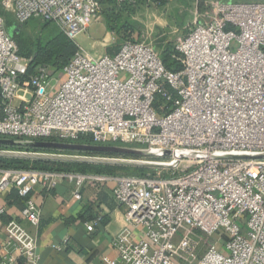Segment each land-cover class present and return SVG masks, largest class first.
<instances>
[{
    "label": "built area",
    "instance_id": "2783aa9c",
    "mask_svg": "<svg viewBox=\"0 0 264 264\" xmlns=\"http://www.w3.org/2000/svg\"><path fill=\"white\" fill-rule=\"evenodd\" d=\"M2 3L17 24L38 19L74 43L101 8L99 0ZM193 4V26L175 44L177 71L152 46L124 40L100 56L75 43L57 77L47 66L25 77L28 60L0 15V137L75 142L85 135L93 144L264 151V0ZM182 162L193 165L168 176L0 167V197L15 188L24 199L21 219L35 227V185L63 179L78 199L85 184L109 181L114 201L125 207L124 226L111 242L121 264H264V159ZM135 227L143 229L137 240ZM4 233L0 264H39L36 239L22 222L8 221Z\"/></svg>",
    "mask_w": 264,
    "mask_h": 264
},
{
    "label": "crops",
    "instance_id": "0c3cea01",
    "mask_svg": "<svg viewBox=\"0 0 264 264\" xmlns=\"http://www.w3.org/2000/svg\"><path fill=\"white\" fill-rule=\"evenodd\" d=\"M99 1L102 11V8L104 10L108 6L107 0ZM101 18V14H97L94 20L106 32L105 22ZM106 33L102 43H93L94 46L100 44L101 47V51L98 50L94 56L102 55L103 50L109 46L110 35ZM113 186L109 181H92L80 189V198L77 199L71 194V184L63 179L53 181L47 188L35 185L29 193L38 210L39 222L35 227L21 219L22 201L17 197L15 188L8 189L0 197L5 207L0 214V246L6 240L4 225L14 219L22 222L35 237L39 264H121L118 252L111 242L124 226L125 207L114 201ZM95 219L101 220L94 225L92 231L86 230L85 224L96 221ZM142 230L141 227L132 229L134 240L141 237ZM210 241L213 239L210 238ZM52 245L59 246L60 249H55ZM218 246L223 251L222 245ZM1 252L0 250V256Z\"/></svg>",
    "mask_w": 264,
    "mask_h": 264
},
{
    "label": "rangeland",
    "instance_id": "374dc122",
    "mask_svg": "<svg viewBox=\"0 0 264 264\" xmlns=\"http://www.w3.org/2000/svg\"><path fill=\"white\" fill-rule=\"evenodd\" d=\"M224 1L232 2L242 0ZM2 4V0H0V15L4 19L8 33L12 31V36L23 58L29 59L40 45L45 44L59 33V29L56 26L50 23L42 24L37 22L39 21L38 19H31L36 21L32 22L29 20L30 22L28 21L27 23L14 25V27H12V23L16 22L10 10L5 8ZM116 5L114 1L113 6H109L111 11L108 12V15H105L104 12L108 10V8H104V10L102 8V11L98 13L101 14V19L105 22L106 32L109 33L110 37L113 36V39L109 40L108 47L114 49L124 40H136L152 46L161 58L164 52H170L171 55L177 58L179 57V54L175 51V44L179 38H183L193 26V0H164L163 4L159 6L154 3V0H138L137 4L133 7L126 8L127 11L122 12H119L121 10H119ZM109 24L112 25V29L107 27ZM106 32L97 20H93L85 32L76 36L75 43L89 53L94 54L98 52V50L101 51V47L99 46L100 44L94 46L93 43L95 41L102 43L104 37H106ZM107 53L106 49L103 50V54ZM48 74L49 77H57L60 72L59 70H54L52 66H49ZM191 165H193V163L182 162L180 166L173 169L143 167V171L137 170L134 166L112 165L114 166L112 167L109 165L111 168L108 169L113 173L112 175L168 176L171 173H177L183 169L189 168ZM25 167L33 170H41L35 168L31 164ZM68 169L71 168L68 167Z\"/></svg>",
    "mask_w": 264,
    "mask_h": 264
},
{
    "label": "water",
    "instance_id": "95a60500",
    "mask_svg": "<svg viewBox=\"0 0 264 264\" xmlns=\"http://www.w3.org/2000/svg\"><path fill=\"white\" fill-rule=\"evenodd\" d=\"M10 34L12 35V31ZM0 146V157L160 169L176 168L180 159H264V151L170 150L7 137H0ZM164 157H171L172 159L169 161L156 159Z\"/></svg>",
    "mask_w": 264,
    "mask_h": 264
},
{
    "label": "trees",
    "instance_id": "16d2710c",
    "mask_svg": "<svg viewBox=\"0 0 264 264\" xmlns=\"http://www.w3.org/2000/svg\"><path fill=\"white\" fill-rule=\"evenodd\" d=\"M114 1L116 2V6L119 8V12L127 11L126 8L133 7L135 4L138 3V0H135L134 3L129 2V0H123L118 2L117 0H107L106 4L108 5L105 10V15H108L109 6H113ZM100 2V1H99ZM164 0H154V3H159V5L163 4ZM112 3V4H111ZM101 4V3H100ZM105 8V9H106ZM116 8V7H115ZM115 11V10H114ZM28 22V21H27ZM26 22V23H27ZM42 24H47L46 22L37 21ZM14 25H20L17 23H12V27ZM110 29H112V25H107ZM15 29V28H13ZM120 33V32H119ZM13 38V36H12ZM14 39V38H13ZM15 41V40H14ZM17 44V43H16ZM18 47V45H17ZM119 49L117 46L114 49L111 47H107L106 51L107 54H114ZM19 51V48H18ZM76 51L75 43L70 40L64 33L59 31L55 36H53L48 42L43 45H40L35 53H33L28 60L27 65V74L25 77H28L30 74H33L35 68L37 66H52L54 70H61V68L66 65L70 59L73 57ZM20 54V51H19ZM21 55V54H20ZM161 58V57H160ZM163 65L171 70L177 71L180 69L181 64L178 60L173 58L170 52H164V55L161 58ZM160 102V101H159ZM49 140L53 141H61L58 137H50ZM75 142L79 143H91V139L89 136H80ZM1 147V146H0ZM15 148V147H9ZM31 164L35 168L46 170V171H70L77 172V173H84V174H92V173H101L104 175H112L113 173L110 172V166L112 165H102V164H89V163H75V162H59V161H44V160H30V159H20V158H9V157H0V167L3 168H12V169H27L26 165ZM66 164V165H64ZM117 166V165H116ZM24 167V168H23ZM71 168V169H68ZM114 167V166H112ZM109 168V169H108ZM137 170L143 171V167H135ZM19 199L22 201V205H24V199L18 196ZM23 207V206H22ZM96 220V219H95ZM101 219L96 220V224L100 222Z\"/></svg>",
    "mask_w": 264,
    "mask_h": 264
}]
</instances>
